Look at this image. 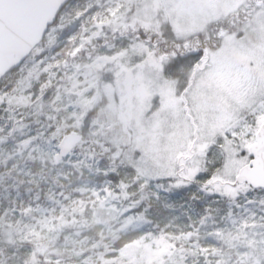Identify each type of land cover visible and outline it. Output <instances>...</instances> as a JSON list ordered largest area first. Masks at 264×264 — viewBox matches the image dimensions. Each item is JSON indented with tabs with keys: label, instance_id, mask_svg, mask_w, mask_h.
<instances>
[{
	"label": "rangeland",
	"instance_id": "obj_1",
	"mask_svg": "<svg viewBox=\"0 0 264 264\" xmlns=\"http://www.w3.org/2000/svg\"><path fill=\"white\" fill-rule=\"evenodd\" d=\"M247 2L74 0L69 5L59 23L50 29V37L41 47H36L28 61L1 87L0 130L4 129V134L0 133V166L24 159L27 166L31 161L48 163L55 173L52 165L57 164L54 157L58 142L70 131L83 130L85 140L80 152L87 168L93 170L92 166L98 168L107 164L109 172L118 176L115 181L117 192L105 188L103 200L91 202L92 210H78V216L68 222H55L54 218L39 221L34 214L25 213L13 224H8L10 221L6 222L3 217L0 219V264H264V204L259 202L264 193L247 194L248 199H255V204L246 203V197L241 195L239 203L242 207L236 208L234 204L231 207L232 211L241 210L244 218L227 219L231 226L217 229L214 234L211 232L216 224L212 225L207 238H197L199 230L194 229L195 233L187 239L164 236L148 240L142 237L115 254H100L105 241L95 238L96 231L114 236L146 225L136 208L138 199L143 198V191L147 189V183H141V180L148 173L131 165L132 152L137 148L151 158V141H146L142 124L148 105L141 99L142 93L133 98L121 85L110 83L112 73L108 69L112 65L102 59L135 42L134 38L115 36L112 44L103 49L106 52L81 58L75 56L70 61L76 46L83 48L84 41L110 36L114 29H121L123 36L125 30L136 34L141 27L148 35H152L149 30L161 31L169 26L178 36L205 32L211 24L235 13ZM84 7H90V10L82 22L91 20L93 15L97 20L101 10L111 18L103 19V27L94 20L89 21L78 30L77 36H73L74 32L69 31L77 29L81 23L75 21V15ZM238 33L243 34L241 39L235 38L236 33L227 35L224 32L223 48L211 54L217 69L216 79L221 83L240 69L246 57L264 62V19L252 15ZM69 36L73 39L68 46L63 39L69 40ZM57 37H61L60 40ZM60 50L65 51L63 57L56 55ZM132 54L133 50L129 49L126 58ZM109 87L110 93L106 90ZM6 122H9L8 127L4 126ZM111 148L114 152L109 154ZM70 156L62 165L70 164ZM104 159L110 162L105 163ZM23 167L22 164V170ZM90 193L93 198H99L95 191ZM212 198L216 199V204L220 203L222 211H227V201ZM7 226L8 231L4 229ZM64 234L66 237L60 244L64 249L56 251V236ZM187 241H191L187 243L190 250L184 249Z\"/></svg>",
	"mask_w": 264,
	"mask_h": 264
},
{
	"label": "snow or ice",
	"instance_id": "obj_2",
	"mask_svg": "<svg viewBox=\"0 0 264 264\" xmlns=\"http://www.w3.org/2000/svg\"><path fill=\"white\" fill-rule=\"evenodd\" d=\"M37 6L38 0H0V20ZM252 14L264 19V0L253 5ZM84 15V10L78 11L75 21L82 22ZM92 19L103 27V20L95 15ZM54 23L55 19L45 27ZM206 32L178 36L169 26L142 39L138 34L135 42L102 59L112 65L110 83L121 85L133 98L142 93L148 105L142 124L146 141H151V158L137 148L131 165L147 171L141 180L147 183L146 190L155 189L157 199L162 191H191L196 200L201 199L196 193L217 197L229 203L224 220L232 217L233 204L242 207L241 195L246 203L255 204L247 194L264 193V182L256 178L264 169V151L254 150L252 143L257 128L264 127V62L246 57L240 69L221 83L211 54L224 46L223 25ZM242 37L235 34L236 39ZM129 49L133 54L126 58ZM80 51L76 46L72 55ZM106 90L111 92L110 87ZM259 202L264 204V196Z\"/></svg>",
	"mask_w": 264,
	"mask_h": 264
},
{
	"label": "trees",
	"instance_id": "obj_3",
	"mask_svg": "<svg viewBox=\"0 0 264 264\" xmlns=\"http://www.w3.org/2000/svg\"><path fill=\"white\" fill-rule=\"evenodd\" d=\"M257 2L259 0H249L237 12L211 24L207 29L223 25L225 33L240 32L253 15V5ZM86 8L84 7L83 10ZM204 33L207 35L206 31ZM81 133L85 136L83 130ZM80 146L72 152L69 165H62V162L68 161V157L52 165L56 169L55 173L48 163L43 165L40 162L31 161L27 166V161L24 159L17 162L8 161L0 166V219L4 217L6 222L10 221L8 224H13L20 215L24 216L26 213L29 216L34 214L39 221L54 218L55 222L59 220L68 222L69 219L78 216L76 214L78 210L86 208L92 210L91 202L103 200L105 188L114 193L117 192L118 184L115 181L118 176L109 172L107 164L98 168L92 166L93 170H89L80 152ZM107 146L109 147V144ZM113 152L114 149L111 148L109 154ZM104 162H110V160L104 159ZM22 164L24 165L23 170ZM91 191L99 194V198L97 196L93 198ZM168 194L162 191L157 199L155 189L143 191V198L137 201L136 213L143 217L146 222L145 226L136 230L119 232L114 236L98 234L96 231L95 238H103L105 241L103 243L105 247L101 249L100 254L103 253L105 256H110V253L115 254L123 247L145 237L144 233L151 234L146 237L148 240L164 236L187 239L195 233L194 229H198L197 238L202 239L209 237L208 234L214 224L216 225L211 234H214L217 229L222 230L231 226L227 219H221L225 211L219 208L220 203H215L216 199L196 193V196L201 197L200 200H196L192 198L191 191H182L176 193L175 196H168ZM138 196L141 197L140 194ZM206 205L209 206L206 208ZM217 209L219 211H216ZM232 212L233 218H244L245 216L238 209ZM4 229L7 230L8 226ZM65 237L66 234L56 236L54 246L56 251H63L64 247L61 249L60 244ZM190 242L187 241L184 244L185 250H190L191 246L187 244ZM6 245L9 244L6 243Z\"/></svg>",
	"mask_w": 264,
	"mask_h": 264
},
{
	"label": "water",
	"instance_id": "obj_4",
	"mask_svg": "<svg viewBox=\"0 0 264 264\" xmlns=\"http://www.w3.org/2000/svg\"><path fill=\"white\" fill-rule=\"evenodd\" d=\"M69 0H38L34 11L4 17L0 20V79L17 67L41 41L46 24L55 19L56 14ZM254 150L264 151V127H259ZM82 135L71 132L58 143L55 160L60 162L82 141ZM256 178L264 182V169L256 173Z\"/></svg>",
	"mask_w": 264,
	"mask_h": 264
},
{
	"label": "flooded vegetation",
	"instance_id": "obj_5",
	"mask_svg": "<svg viewBox=\"0 0 264 264\" xmlns=\"http://www.w3.org/2000/svg\"><path fill=\"white\" fill-rule=\"evenodd\" d=\"M127 27L130 28V25L128 24ZM122 29H124V27H122ZM135 30L136 29H133L132 31H135ZM113 33L114 34L116 33L118 37H122L120 30L115 31V29H114ZM125 33H127L126 35H128L129 37H135V38L137 37L138 34L140 35V37H143V35L146 34L145 30L142 27L137 29L136 34L133 32H132L133 34H131L127 30H125ZM114 40L115 39H113L112 36L107 37L104 35L101 38L100 37H94L92 40L89 39V41L87 40L88 42L84 41L83 42V48L81 47V51L78 52L75 56L77 58H81V57H85L87 55L91 56V55L96 54V53L106 52L103 49L105 47L111 45ZM69 42H71V41L67 40L65 45L69 46ZM68 50L69 49H67L66 51H68ZM75 56H72L73 58L72 59L70 58V61H73ZM8 125H9V122H6V124H4L5 127H8ZM0 133H1V135L4 134V129L0 130Z\"/></svg>",
	"mask_w": 264,
	"mask_h": 264
}]
</instances>
